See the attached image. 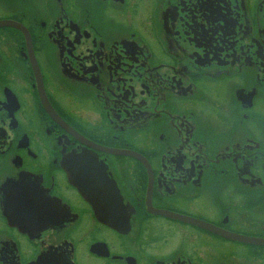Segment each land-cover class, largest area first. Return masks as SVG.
I'll return each instance as SVG.
<instances>
[{"label": "flooded vegetation", "instance_id": "flooded-vegetation-1", "mask_svg": "<svg viewBox=\"0 0 264 264\" xmlns=\"http://www.w3.org/2000/svg\"><path fill=\"white\" fill-rule=\"evenodd\" d=\"M0 264H264V0H0Z\"/></svg>", "mask_w": 264, "mask_h": 264}, {"label": "water", "instance_id": "water-1", "mask_svg": "<svg viewBox=\"0 0 264 264\" xmlns=\"http://www.w3.org/2000/svg\"><path fill=\"white\" fill-rule=\"evenodd\" d=\"M89 175L88 171H83L78 174H74L72 182L73 184L78 188V190L81 192L82 196L90 203L92 199V193H91V186H90V179H88L86 176ZM80 176H84V180H81ZM94 194H93V209L95 211V214L99 221L107 224V225H114L115 222L111 215L114 214L115 207L110 209V211L102 210L101 207L98 204H95L94 202ZM112 218V219H111ZM206 227H209V225H205Z\"/></svg>", "mask_w": 264, "mask_h": 264}]
</instances>
